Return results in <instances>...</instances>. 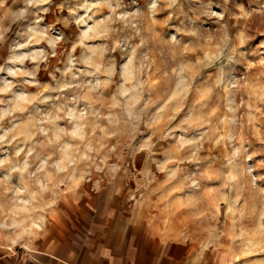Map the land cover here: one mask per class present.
Instances as JSON below:
<instances>
[{
    "label": "clouds",
    "instance_id": "1",
    "mask_svg": "<svg viewBox=\"0 0 264 264\" xmlns=\"http://www.w3.org/2000/svg\"><path fill=\"white\" fill-rule=\"evenodd\" d=\"M261 30L264 0H0V258L264 264Z\"/></svg>",
    "mask_w": 264,
    "mask_h": 264
},
{
    "label": "crops",
    "instance_id": "2",
    "mask_svg": "<svg viewBox=\"0 0 264 264\" xmlns=\"http://www.w3.org/2000/svg\"><path fill=\"white\" fill-rule=\"evenodd\" d=\"M79 205V202H77ZM75 223V221H73ZM69 231L67 226L63 225V221H61V231L59 232V236L61 238H66V233ZM58 240L52 239L46 248L38 249L44 253L43 257L38 259L29 260L27 256L24 255L23 251L20 249H16L15 256H6L0 258V264H44V260L50 256H54L58 253L59 249L57 248ZM73 259H75V255H73Z\"/></svg>",
    "mask_w": 264,
    "mask_h": 264
},
{
    "label": "rangeland",
    "instance_id": "3",
    "mask_svg": "<svg viewBox=\"0 0 264 264\" xmlns=\"http://www.w3.org/2000/svg\"><path fill=\"white\" fill-rule=\"evenodd\" d=\"M220 3H224V0H219ZM264 32V30H261ZM264 38L262 35H253L250 41L249 47L254 48L255 45L259 42L260 39ZM257 159H264V155L258 156Z\"/></svg>",
    "mask_w": 264,
    "mask_h": 264
}]
</instances>
